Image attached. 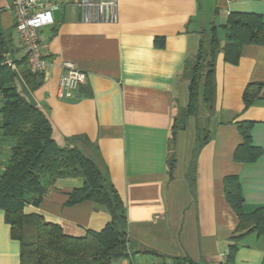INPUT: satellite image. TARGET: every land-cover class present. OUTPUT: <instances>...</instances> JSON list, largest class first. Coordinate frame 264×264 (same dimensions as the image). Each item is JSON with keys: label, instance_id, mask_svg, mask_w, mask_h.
I'll return each instance as SVG.
<instances>
[{"label": "crops", "instance_id": "crops-1", "mask_svg": "<svg viewBox=\"0 0 264 264\" xmlns=\"http://www.w3.org/2000/svg\"><path fill=\"white\" fill-rule=\"evenodd\" d=\"M67 1L54 11L55 25L40 31L48 67L41 73L42 85L31 93L58 145L78 136L90 141L92 148L86 150L104 165L125 205L129 256L112 264H227L233 247L234 264H264V236L252 232L234 239L239 219L225 194V180L236 177L244 212L264 208V88L250 108L243 101L248 85L264 87V46H244L236 65L226 62L223 52L218 55L208 142L197 149L193 130V140L178 154L185 132L180 134L173 179L168 166L178 93L186 92V64L198 50L201 33L216 25L224 47L229 15L257 14L264 20V0H119L116 23L83 22L73 0ZM10 5L11 0H0V26L10 41L5 57L21 76L19 69L27 64ZM66 62L87 79L74 97L61 99ZM241 124L247 125L252 146L263 151L252 163L234 158L244 142ZM11 147L2 140L0 175ZM82 185L80 177L56 178L41 204H29L24 212L58 224L70 237L100 232L111 220L105 207L91 201L69 204ZM20 251L0 209V264H20Z\"/></svg>", "mask_w": 264, "mask_h": 264}, {"label": "trees", "instance_id": "trees-1", "mask_svg": "<svg viewBox=\"0 0 264 264\" xmlns=\"http://www.w3.org/2000/svg\"><path fill=\"white\" fill-rule=\"evenodd\" d=\"M224 29V47L218 27L213 25L210 31L201 33L198 50L187 61L185 72H190L188 101L173 121L168 159L170 179L174 177L177 164L178 137L187 131L190 119L196 123L197 149L208 142L207 122L215 111L218 55L223 52L225 61L236 65L244 46H264V20L260 15L231 13ZM9 44L8 36L0 26V135L2 140L12 143L10 159L0 175V209L5 212L12 238L20 243V264H112L128 257L126 208L104 165L97 163L86 150L92 145L85 136L74 137L64 146L53 140L50 121L22 96L14 68L5 62ZM19 72L31 92L42 85L41 73H32L28 68L19 69ZM263 88L261 83L247 86L243 95L246 109L260 100ZM202 112L205 113L204 127L199 118ZM246 126L239 125L244 142L237 148L234 158L237 162L252 163L263 155V151L252 146ZM64 177L83 179V185L74 190L69 204L91 201L108 210L111 220L102 231L74 238L65 235L58 224L47 222L41 215L24 212L29 204L38 207L48 184ZM225 194L239 219L238 235L234 239L240 240L252 232L264 236V208L251 214L244 212L242 189L236 177L225 180ZM234 253L233 247L227 264H234Z\"/></svg>", "mask_w": 264, "mask_h": 264}, {"label": "built area", "instance_id": "built-area-1", "mask_svg": "<svg viewBox=\"0 0 264 264\" xmlns=\"http://www.w3.org/2000/svg\"><path fill=\"white\" fill-rule=\"evenodd\" d=\"M62 0H11L9 9L12 12L15 30L24 51L27 68L32 73H43L48 62L42 49L40 31L55 25L54 11L60 7ZM67 0H63V2ZM233 2L234 0H227ZM80 20L89 22L118 21L119 0H73ZM8 65L12 62L6 58ZM87 74L73 63L66 62L59 82L58 97L70 99L86 82ZM2 136L0 135V149ZM139 264V263H132ZM163 264H190L187 261H172Z\"/></svg>", "mask_w": 264, "mask_h": 264}, {"label": "rangeland", "instance_id": "rangeland-1", "mask_svg": "<svg viewBox=\"0 0 264 264\" xmlns=\"http://www.w3.org/2000/svg\"><path fill=\"white\" fill-rule=\"evenodd\" d=\"M183 81H184V87H186V92H184V90L180 91L178 94V107H177V113H180L186 106L187 104V98H188V88H189V81H190V72H187L184 76H183ZM182 88V87H181ZM200 125L201 127H204L205 126V113L202 112V114L200 115ZM195 122V120L193 119H190V129L188 128L187 131H185V134H182L181 138H180V143L178 145V154H180V152L182 151V148L189 144V142H191L193 140L192 137H194V131H196V123L195 124H192L193 122ZM194 130V131H193ZM204 135V134H203ZM202 135V137H204ZM185 137L184 140L182 137ZM180 158V161L182 164V157H179ZM178 175V174H177Z\"/></svg>", "mask_w": 264, "mask_h": 264}, {"label": "water", "instance_id": "water-1", "mask_svg": "<svg viewBox=\"0 0 264 264\" xmlns=\"http://www.w3.org/2000/svg\"><path fill=\"white\" fill-rule=\"evenodd\" d=\"M15 76L17 78L19 85H20V91H21L22 96L27 99V101L29 102V104L31 106L37 108L38 103H37L34 95L31 93L30 89L27 87L26 83L23 81V79L19 75L18 71H16V70H15Z\"/></svg>", "mask_w": 264, "mask_h": 264}]
</instances>
